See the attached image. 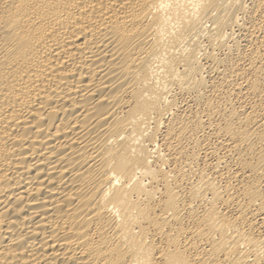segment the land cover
Wrapping results in <instances>:
<instances>
[{"label": "bare ground", "instance_id": "bare-ground-1", "mask_svg": "<svg viewBox=\"0 0 264 264\" xmlns=\"http://www.w3.org/2000/svg\"><path fill=\"white\" fill-rule=\"evenodd\" d=\"M0 264H264V0H0Z\"/></svg>", "mask_w": 264, "mask_h": 264}]
</instances>
